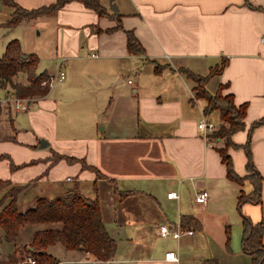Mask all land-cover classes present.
<instances>
[{
    "label": "crops",
    "instance_id": "obj_1",
    "mask_svg": "<svg viewBox=\"0 0 264 264\" xmlns=\"http://www.w3.org/2000/svg\"><path fill=\"white\" fill-rule=\"evenodd\" d=\"M13 1L26 10L55 2ZM110 1L116 11L110 10ZM247 2L264 10V0ZM99 3L106 11L104 16L70 1L54 13L20 22L29 28L44 26V40H50L52 47L42 49L50 68L42 72L51 76L60 70L65 77L44 96L34 97L25 111L8 109L10 116L0 118V123L6 120L13 129L0 140H9L12 150H28L33 156L30 161L35 163L27 168L39 169L38 174L27 176V170L16 174L23 168L12 171L5 166L0 169V180L25 185L45 173L54 183L56 178L51 172L60 166L75 173L80 185L91 183L93 193L97 192L94 198L104 229L118 241L113 256L103 261L64 248L63 256L68 259L57 260L48 248L55 264H181L183 250L196 252L190 264L209 259L217 264H250V255L241 249L242 219L237 210L238 196L247 182L239 185L226 177L217 150L224 147V139H213V146L208 147L200 138L197 123L205 118L218 126L219 115L217 111L204 114L205 100L194 96L193 82L179 69L205 76L221 59L226 61L205 88L212 95L222 85V95L230 93L236 106H246L244 127L231 136V141L243 145L249 138L251 160L261 177L260 202H245L240 212L253 224L263 221L264 248V122L251 127L264 118V43L260 42L264 37L263 12L248 7L244 0ZM112 13L117 16L111 17ZM116 18L122 29L112 30ZM123 30L134 34L143 55L127 52ZM35 56L38 65L40 58ZM150 61L162 68L156 72ZM210 81H215L212 89ZM7 93H11L9 87L0 91V97ZM73 128L80 135L64 133ZM40 139L47 145L38 147ZM53 152L82 158L102 176L64 160L50 165ZM226 152L234 172L243 177L246 158H240L241 153L233 148ZM98 182L102 183L99 188ZM247 184L248 194L252 187ZM201 189L208 193L204 205L194 202ZM67 191L80 194L79 188ZM170 192L177 198H167ZM182 216L196 219L200 229H192V234H182L178 239L158 234L160 225H180ZM166 239L172 242L161 246ZM14 243L2 242L0 253L16 252ZM166 251L175 252L178 261H165Z\"/></svg>",
    "mask_w": 264,
    "mask_h": 264
},
{
    "label": "trees",
    "instance_id": "obj_2",
    "mask_svg": "<svg viewBox=\"0 0 264 264\" xmlns=\"http://www.w3.org/2000/svg\"><path fill=\"white\" fill-rule=\"evenodd\" d=\"M70 1L80 2L86 8L93 10L98 16L106 15V11L99 0H55L52 5L32 10L21 8L13 0H0L4 6L12 9L10 19L5 23L9 27H14L23 20H31L44 14L54 13ZM244 4L253 9L263 10L262 7L250 5L247 0H244ZM115 16L117 14L112 13L111 17ZM114 29H122L119 18H116V26L112 30ZM123 32L126 37L127 52L130 55H143L144 50L134 34L129 30H123ZM37 62L38 59L35 55L22 53L17 41L7 43L0 57V91L9 87L11 94L17 98L44 96L48 92V88L40 87V83L46 80L48 75L45 72L36 73ZM150 62L156 72L162 68L153 61ZM225 65L226 61L221 59L205 76L194 74L183 68H180L179 72L193 82L192 91L194 96L205 100L204 114L211 111L218 112L219 125L217 130L211 134V137L212 139H224V147L217 150L222 163H224L226 177L239 185L247 182L252 187V191L248 194L240 191L237 199V210L242 219L241 249L250 255V264H263L264 248L261 242L263 221L253 224L248 217L240 212L243 203L260 202L261 177L255 170L251 160L249 138L243 145H236L231 141V136L244 127L243 119L246 106L245 104L236 106L233 95L230 93L222 95L221 90L224 87L222 85H219L217 91L212 95L205 88L208 79L219 74ZM18 75H23L25 83L17 81ZM263 122L264 118L254 122L251 127ZM240 146L246 156V174L243 177L234 172L230 156L226 152L228 148L237 149ZM4 157L5 155H0V159ZM59 160H64L70 164L78 163L81 170L92 171L96 176H102L94 166L87 164L82 158H74L55 152L51 153L50 165ZM33 163L35 162L30 161L27 164H9V166L11 169H17ZM28 185H12L7 180H0V244L2 242L14 243L20 228L25 225L47 224L54 225V227L34 231L31 240L24 247L25 255L30 253L34 258L33 264H55V260L47 253V249L56 243L67 250L85 252L98 260H109L113 256L115 242L104 229L97 199L90 200L74 191H67L63 195L52 198L35 197L30 207L20 210L18 197L25 192ZM180 225L183 228H191V230L200 229L199 222L190 216H182ZM15 253L12 252L11 255L7 256L8 262H0V264H19L23 261L24 255L16 257ZM19 259L20 262L18 263ZM202 264H217V262L214 259H209L204 260Z\"/></svg>",
    "mask_w": 264,
    "mask_h": 264
},
{
    "label": "rangeland",
    "instance_id": "obj_3",
    "mask_svg": "<svg viewBox=\"0 0 264 264\" xmlns=\"http://www.w3.org/2000/svg\"><path fill=\"white\" fill-rule=\"evenodd\" d=\"M10 10H11L10 7L4 6L0 2V57L2 56V54L4 52V48L7 45V43L15 40L18 42L20 49H21L23 54H25V55L32 54V55H38L39 56L40 61H39L37 68H36L37 72H42L44 69L50 70V68L47 67L45 51L42 49H45V50L50 49L52 47V44L50 43L51 42L50 40H44L45 39L44 33L47 32L44 30V26L42 24H38L34 28H29V26L25 22H23L21 24L19 23L18 25L14 26V27H9V26L5 25V23L10 19ZM261 11L264 14V10H261ZM40 30L42 31L41 34H37V33H39ZM16 79H17V81H19L21 83H25L23 75H18ZM56 83H58V82H56ZM214 85H215V81H210V83H209L210 87L209 88L212 89V87ZM33 98H30V99L33 100ZM9 114H10V112H8L7 110H2V111H0V118L1 117L5 118L6 116L9 117L10 116ZM213 119H215V118H213ZM96 129L99 131L100 127L98 126ZM11 130H13V129L10 127L8 121L5 120V121H2L0 123V137L11 133ZM74 132H76L75 128H73L67 132L64 131V133H71V136L80 135L79 132H77V133H74ZM8 141L9 140H7V139L0 140V154L6 153L5 157L0 159V169H2V167H5V166L8 167L9 164L17 165V163L20 164V163L28 162V160L30 161V159L33 156L29 153L28 150H26V149H24V150L20 149L19 150V149H17V147H16V149L12 150V149H10V148H12V144L9 143ZM244 142H245V140H244ZM25 148H28V147L25 146ZM236 150H238L241 153V155H239L240 158H246L245 154H244V150L241 146L238 147ZM45 152H47V150H45ZM234 157H236V155ZM29 166L30 165H25L24 167H21V168H23V170L16 172V174H18V173L19 174H25L23 172H26V170L28 172V173H26L27 176L33 175V174L34 175L38 174V172H37V171H39L38 167H37V169H36V167L27 168ZM11 170L14 171V169H11ZM53 172L54 173L51 172V175H52V177L56 178L54 183H51L50 177H49V181H48V177H46L45 173L43 174V176H39L38 178L36 177L35 179H32L29 182V185H28L27 189L25 190V192L20 194L18 197V204L20 206V210H24L25 208L30 207L33 204L35 197L52 198L58 194L63 195V193L66 190H73L75 188H79L80 194L82 196H84L90 200L96 199V196L94 198V195H96L97 192L93 193L91 183L84 182L85 184L80 185L81 182H80L78 176L75 173L71 172L69 168L64 169L63 167L58 166V167H56V169ZM11 176H12V174H11ZM11 176H9V177H11ZM13 177H15V175H13ZM65 177H69L70 180L69 181L64 180ZM101 184H102L101 182H98L96 186L99 188ZM249 188L250 187L247 183H246V185L244 184L242 186V193L247 194L246 192H248ZM57 191H60V192L58 194H56ZM97 196H98V194H97ZM109 227L110 226H108V228ZM45 228H48L47 224L25 225L22 228H20V230L17 234V237H16V241L14 243L18 247V250L16 251V253L14 252L16 257L17 256L20 257V255H22V256L25 255L24 245L29 243V241L31 240L33 232L38 230V229H45ZM114 241H115V244H116V242H118L117 240H114ZM171 242L172 241L170 239H166V240L161 241L160 245L165 246ZM6 247L4 246L3 248H6ZM172 248L175 249V246H172ZM49 249H50V253L54 257H56L57 260L65 258L63 256V252L65 249L60 244H56L54 246H51V247H49ZM194 253H196V252H193L192 250L191 251L190 250H183L181 252V256H182L181 264L192 263L193 262L192 260L195 258ZM8 255H11V253L7 254V255L0 253V262H2V263L8 262L9 261L7 258ZM66 259H68V258H65V260ZM19 262H20V259L18 260V263Z\"/></svg>",
    "mask_w": 264,
    "mask_h": 264
},
{
    "label": "built area",
    "instance_id": "obj_4",
    "mask_svg": "<svg viewBox=\"0 0 264 264\" xmlns=\"http://www.w3.org/2000/svg\"><path fill=\"white\" fill-rule=\"evenodd\" d=\"M261 43H264V37L260 39ZM91 56H95L92 54ZM62 60L58 63V66L61 65ZM64 72L58 70L56 75L48 76V78L40 83V87L51 88V86L57 81L64 79ZM130 83V81H128ZM32 101L30 98H17L11 93H7L5 96L0 97V111L2 110H13L15 112H23L28 107V104ZM197 130L199 132L200 138L204 141L206 146H213V139L211 134L217 130V126L211 121L203 118L197 123ZM167 198H177V195L173 192L168 193ZM208 197L206 190H199L194 196V202L198 205H204ZM158 234L161 237H170L172 239H178L182 234L190 235L192 230L182 228L179 223H176L173 227H169L166 224H162L158 228ZM163 259L167 262L176 263L178 261L177 254L173 251L164 252ZM20 263L23 264H33L34 258L30 253L24 255L23 261Z\"/></svg>",
    "mask_w": 264,
    "mask_h": 264
},
{
    "label": "water",
    "instance_id": "obj_5",
    "mask_svg": "<svg viewBox=\"0 0 264 264\" xmlns=\"http://www.w3.org/2000/svg\"><path fill=\"white\" fill-rule=\"evenodd\" d=\"M109 8H110V10H112V11H116V10H117L116 6L112 3V1H110ZM46 145H47V142H46V141H44V140H42V139L39 140V145H38V147L41 148V147H44V146H46Z\"/></svg>",
    "mask_w": 264,
    "mask_h": 264
}]
</instances>
